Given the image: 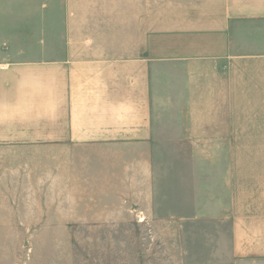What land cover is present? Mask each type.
<instances>
[{"label": "crops", "instance_id": "1", "mask_svg": "<svg viewBox=\"0 0 264 264\" xmlns=\"http://www.w3.org/2000/svg\"><path fill=\"white\" fill-rule=\"evenodd\" d=\"M260 55L264 0H0V195L67 190L65 212L82 218L94 212L82 189H96L97 217L156 220L161 201L170 222L217 214L214 181L193 176L192 155L210 152L197 142L210 137L207 118L158 121L155 106H168L152 73L227 58L229 88L264 86V62L238 58ZM218 191L234 250L264 254L247 186L225 180ZM184 197L199 204L193 215L171 206Z\"/></svg>", "mask_w": 264, "mask_h": 264}, {"label": "rangeland", "instance_id": "2", "mask_svg": "<svg viewBox=\"0 0 264 264\" xmlns=\"http://www.w3.org/2000/svg\"><path fill=\"white\" fill-rule=\"evenodd\" d=\"M238 58L240 64L264 62V55ZM199 61L158 64L152 73L153 96L168 108L164 112L156 105L154 113L157 120L207 118L210 137L197 142L210 152L192 155L193 176L194 183L214 181L217 214L170 222L162 217L173 208L161 201L156 220L139 222L128 213L97 217L96 189H82L94 209L82 218L79 211L65 212L70 208L64 204L67 190L2 194L0 264H264V254L234 250L230 199L218 191L221 181L244 184L250 217L264 216V86L232 90L223 71L227 58ZM187 200L171 206L193 215L199 204L194 208ZM210 206L208 199L200 203L202 209Z\"/></svg>", "mask_w": 264, "mask_h": 264}]
</instances>
